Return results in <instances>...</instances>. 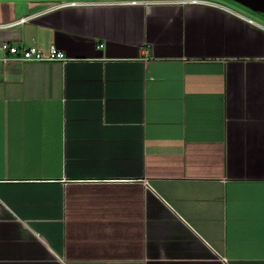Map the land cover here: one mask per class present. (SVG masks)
Here are the masks:
<instances>
[{"label":"crops","instance_id":"obj_1","mask_svg":"<svg viewBox=\"0 0 264 264\" xmlns=\"http://www.w3.org/2000/svg\"><path fill=\"white\" fill-rule=\"evenodd\" d=\"M91 1L0 0L67 59L0 67V264H264V22Z\"/></svg>","mask_w":264,"mask_h":264},{"label":"built area","instance_id":"obj_2","mask_svg":"<svg viewBox=\"0 0 264 264\" xmlns=\"http://www.w3.org/2000/svg\"><path fill=\"white\" fill-rule=\"evenodd\" d=\"M183 2H188L192 4H206L212 6H218L216 3L205 1V0H184ZM123 4H147V1L140 0H129L120 2ZM89 4L79 1H68L55 4L52 8L64 7V6H75V5H84ZM30 17H21L13 22L0 24V30L9 29L21 24L26 23ZM249 22L251 20L248 19ZM103 45H98V48H101ZM64 53L58 51L55 47L51 46L47 51H43L35 46H17L8 42L0 43V67L17 62H62L66 61Z\"/></svg>","mask_w":264,"mask_h":264},{"label":"rangeland","instance_id":"obj_3","mask_svg":"<svg viewBox=\"0 0 264 264\" xmlns=\"http://www.w3.org/2000/svg\"><path fill=\"white\" fill-rule=\"evenodd\" d=\"M59 1H62V0H50V2H48V4L49 5L58 4L57 2H59ZM66 1H68V0H66ZM88 1H90V0H88ZM93 1H114V0H93ZM213 1L221 3L223 5H226L229 8L234 9L235 11H239L242 14H244L248 17H252L255 20L257 19V21H259V22H262V23L264 22V15L252 12L250 10H247V9H245V8H243V7L237 5V4H235L229 0H213Z\"/></svg>","mask_w":264,"mask_h":264},{"label":"water","instance_id":"obj_4","mask_svg":"<svg viewBox=\"0 0 264 264\" xmlns=\"http://www.w3.org/2000/svg\"><path fill=\"white\" fill-rule=\"evenodd\" d=\"M247 10L264 15V0H229Z\"/></svg>","mask_w":264,"mask_h":264},{"label":"flooded vegetation","instance_id":"obj_5","mask_svg":"<svg viewBox=\"0 0 264 264\" xmlns=\"http://www.w3.org/2000/svg\"><path fill=\"white\" fill-rule=\"evenodd\" d=\"M39 1H43V2H50V0H39ZM68 1H73V0H68ZM66 0H62V1H59L57 3H62V2H68ZM74 1H86V0H74ZM88 1V0H87ZM89 2H92L91 0Z\"/></svg>","mask_w":264,"mask_h":264}]
</instances>
